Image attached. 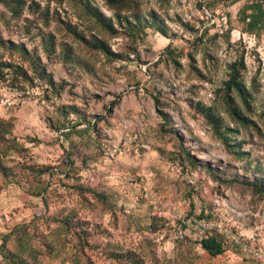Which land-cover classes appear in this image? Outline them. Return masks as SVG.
I'll use <instances>...</instances> for the list:
<instances>
[{"label":"rangeland","instance_id":"1","mask_svg":"<svg viewBox=\"0 0 264 264\" xmlns=\"http://www.w3.org/2000/svg\"><path fill=\"white\" fill-rule=\"evenodd\" d=\"M81 1L20 0L13 14L0 0V37L35 50L56 85L0 83V264H264V197L246 185L264 181L255 0H88L112 32ZM232 70L247 102L225 87Z\"/></svg>","mask_w":264,"mask_h":264},{"label":"trees","instance_id":"2","mask_svg":"<svg viewBox=\"0 0 264 264\" xmlns=\"http://www.w3.org/2000/svg\"><path fill=\"white\" fill-rule=\"evenodd\" d=\"M110 2L117 5L119 2L110 0ZM81 9L84 14L90 18L91 21L104 28L108 32L113 31L110 19H106L98 8L91 5L88 0L79 2ZM20 6V0H15L14 8L8 7V9L14 14L15 8ZM127 5H118L117 8L124 10ZM252 12L249 14V27L254 28L260 21V18H264L263 8L255 4L252 7ZM247 25V26H248ZM74 37L81 40L91 50L98 51L106 57H111L113 53L107 47V45L99 40L93 38L92 40H86L83 34L77 31H72ZM46 50L49 48V44L46 43ZM50 49H53L51 44ZM228 80L225 83V87L230 92H235L244 102H247L246 89L241 85L238 80L237 73L232 70ZM41 80L47 87V89L54 91L56 89L55 82L52 79L51 74L47 73L44 65L40 63V58L36 54L35 50L27 48L25 43H16L9 39L0 37V83L8 87L10 90L18 92L19 94H26L28 89L34 87V81ZM155 104H158V99L153 97ZM164 123L167 122V115L162 111H158ZM231 117L238 121L242 125L248 123V118L242 113L239 107H232L229 110ZM207 118L209 123L214 128L215 133L219 139L227 144L229 148L233 146L228 142L226 133H221L217 122L211 117L208 112ZM10 122L7 120L0 119V144L6 141V137L11 133ZM234 181H229V184H233ZM247 186H251L252 189L264 197V181L262 183H246ZM201 248L206 251L211 257H216L224 252L222 242L214 236H207L199 241Z\"/></svg>","mask_w":264,"mask_h":264},{"label":"built area","instance_id":"3","mask_svg":"<svg viewBox=\"0 0 264 264\" xmlns=\"http://www.w3.org/2000/svg\"><path fill=\"white\" fill-rule=\"evenodd\" d=\"M252 2V1H251ZM254 4L260 5L262 8H264V0H255L253 1Z\"/></svg>","mask_w":264,"mask_h":264}]
</instances>
